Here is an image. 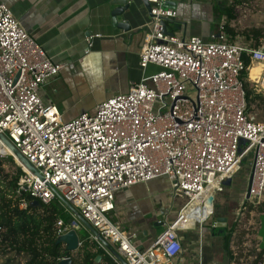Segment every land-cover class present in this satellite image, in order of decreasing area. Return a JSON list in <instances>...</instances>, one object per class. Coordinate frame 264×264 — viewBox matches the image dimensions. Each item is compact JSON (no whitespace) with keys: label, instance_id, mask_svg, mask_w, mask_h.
Returning <instances> with one entry per match:
<instances>
[{"label":"built area","instance_id":"built-area-1","mask_svg":"<svg viewBox=\"0 0 264 264\" xmlns=\"http://www.w3.org/2000/svg\"><path fill=\"white\" fill-rule=\"evenodd\" d=\"M146 1L150 19L139 65L158 70L68 121L41 94L63 66L52 62L11 9L0 4V133L40 175L17 162L23 172L18 194L49 204L59 193L126 264H184L180 233L197 230L196 264H202L203 226L214 197L250 152L253 179L249 198L240 206L264 203V121L249 114L244 88L252 82L254 92L264 96V46L231 42L225 23L207 40L170 35L168 23L178 21V9L170 0ZM254 64L261 71L252 79ZM240 141L246 145L241 147ZM0 146L8 151L1 141ZM157 179L167 180L174 195L186 202L176 219L142 248L135 235L108 215L116 209L117 193ZM27 206L26 201L19 205ZM56 225L58 237L73 230L62 219ZM215 228L211 223L210 229ZM254 251L253 264H264V247L257 242Z\"/></svg>","mask_w":264,"mask_h":264},{"label":"crops","instance_id":"crops-1","mask_svg":"<svg viewBox=\"0 0 264 264\" xmlns=\"http://www.w3.org/2000/svg\"><path fill=\"white\" fill-rule=\"evenodd\" d=\"M118 1L120 0H0V4L11 9L20 25L44 49L51 61L63 66L59 75L42 87L41 94L47 103H53L59 108L65 121L94 110L99 102L126 92L132 83H138L144 75L158 70L152 65L143 70L139 65L146 24L150 19L148 11L140 0H130L129 12L113 17V10L120 7ZM169 2L178 9L179 19L171 23L180 27L181 37L198 36L207 40L209 34L216 29L215 24L209 29L204 28L200 21L210 14L207 5H201L195 0ZM246 2L240 7L246 5ZM230 27L234 28L233 25ZM90 37L91 47L88 41ZM236 39L241 41L238 36ZM50 84H55V87L52 92H46L45 88ZM101 84L105 85L107 92L99 100L83 101ZM72 100L78 102L72 104ZM163 188L166 192H172L167 180L157 179L147 184L135 185L116 195V209L112 213L113 217L118 218L115 224L123 231L135 235L136 243L142 248L149 247L164 231L157 233V226L165 229L166 224L176 219L184 205L174 215L172 211L177 207L175 200L185 198L175 196L174 193L170 197L162 191ZM227 212L226 208L221 207L216 216L227 219L225 227L235 221L238 211L231 219ZM186 232L190 235L189 240L180 236L183 248L181 259L184 264H196V242L199 235L197 230ZM224 252L218 259L210 261L204 257L203 245L202 264H237L236 254L233 255L232 252L230 258Z\"/></svg>","mask_w":264,"mask_h":264},{"label":"trees","instance_id":"trees-1","mask_svg":"<svg viewBox=\"0 0 264 264\" xmlns=\"http://www.w3.org/2000/svg\"><path fill=\"white\" fill-rule=\"evenodd\" d=\"M246 1L233 0L230 6L224 8L229 22L237 18L236 8ZM226 30L231 41H235L239 33L228 25ZM241 33L249 45H259L262 36L260 31L250 29ZM246 65H249L248 59ZM244 77H247L246 72ZM244 88L249 109L252 102L264 103V96L256 94L250 83L245 82ZM9 157L14 162V158ZM3 163L0 158V254L7 256L6 264H58L63 258H71L72 264H96L97 256L102 257L98 264H117L85 228H81V233L78 234L80 246L76 252H69L63 243H57V221L62 219L66 227L74 223L73 218L65 214L59 200L41 204L40 208L30 207V196L17 193L19 177L23 173L21 167H15L12 173H7L4 172ZM23 201L28 203L26 209L19 207ZM259 210L264 213V203ZM236 225L234 221L225 228L213 229L214 234L218 233L222 237V247L230 258V244Z\"/></svg>","mask_w":264,"mask_h":264},{"label":"rangeland","instance_id":"rangeland-1","mask_svg":"<svg viewBox=\"0 0 264 264\" xmlns=\"http://www.w3.org/2000/svg\"><path fill=\"white\" fill-rule=\"evenodd\" d=\"M185 1L190 2V0ZM195 1L201 5H207V9L210 10L209 15H205L202 19H200L204 28L209 29V27L213 26L214 24L220 25L222 23H225L228 26L233 25V29L239 33L238 37L241 39V41L244 42L246 41L244 40L243 34L241 32L250 29L258 30L260 31V34H262L259 40L260 45L264 46V0H247L246 5H244L243 7L239 6L238 8H236L235 11L237 14V18L235 20H231L230 22L224 8L230 6L233 3V0ZM168 31L174 33L177 36H180V34L182 33L180 27L175 23H168ZM253 67L257 68L259 67V65L254 64ZM255 77V75L251 76L252 79H254ZM52 80L53 79H51L50 82H52ZM250 85L252 86L254 84H252L251 82ZM54 87L55 84H50L46 86L45 91L52 92ZM105 92H107L106 87L105 85L101 84L97 86L96 90L93 91V93H90L89 97L85 98L83 101L91 100L92 102H94L95 100H99ZM188 94H190L194 98V91L192 89L188 90ZM76 102L78 101L72 100V104ZM248 111L255 121H264V103L252 102ZM245 145L246 142L240 141L241 147H244ZM6 152L9 151L0 146V154H5ZM9 156H0V158L4 161V172L12 173L15 170V167L21 166L15 160L13 162ZM253 157L254 153L250 152L242 159L241 164L238 166L237 173L234 174L232 178L224 182L222 193H217L214 197V203L211 210V217L206 223V225L203 226V234L205 239V259H208L210 261L216 260L222 254V251L224 252L221 241L222 237L218 233L214 235L210 230V224L213 222V220L217 218L216 216L219 215L218 210L221 207L226 208V210L228 211L227 214L229 215V219L234 217V214L237 211H239L240 214L239 219L235 218V222L237 225L230 244L233 255L236 254L237 256V264H252V259L255 255L254 248L256 243L259 242V245L261 247H264V213L260 212V206L252 208L247 206L246 209H242V207L240 206V200L245 198L249 187V179L252 170ZM162 191L167 193V195H169L170 197L171 195H173V191L166 192L164 188L162 189ZM175 202V206H177L178 208L176 207L172 211L174 215L178 213V210L185 203V200L183 198H177ZM108 218L114 224L118 222V218L113 217L112 213L108 215ZM73 222H75L76 224H72V228L76 229L78 234L80 235L81 230L83 229L82 225L74 219ZM163 230L164 227L162 226H157L156 228L157 233H161ZM218 232L220 233L221 231ZM180 236L185 237V240H189L188 238L190 237L189 233L187 232L180 233ZM6 261L7 256H3L2 254H0V264H6Z\"/></svg>","mask_w":264,"mask_h":264},{"label":"water","instance_id":"water-1","mask_svg":"<svg viewBox=\"0 0 264 264\" xmlns=\"http://www.w3.org/2000/svg\"><path fill=\"white\" fill-rule=\"evenodd\" d=\"M140 1L142 2L146 10L149 11L150 5L147 3V1L146 0H140ZM117 4L120 7H117L116 9L113 10L112 12L113 17L121 15L125 12H129L130 0H120L118 1ZM168 34L173 35L172 33H168ZM0 141L8 149L10 155L14 158L16 162H19V164H22L30 172L40 177L37 170L19 153V151L12 145V143L1 133H0ZM252 179H253V169L251 170L250 173L249 187L245 196L246 198H249V188L251 186ZM56 197L58 198L59 201H61V203L66 208H68L73 214L76 215L77 218L76 221H78L83 228L87 229L96 241L101 243L106 249H108L111 253H113L121 264H126V262L119 255L115 253L113 248L98 234V232L85 219H83V217L80 216L77 213V211L67 201H65V199L57 192H56ZM29 206L32 208H40L41 203L37 200H32L30 201ZM226 222L227 219L223 217H218L215 220V223L217 224V228H225ZM57 243H63L66 246V250L69 252L77 251L80 246L77 230L73 229L67 234L58 237ZM101 258H102L101 256H97L95 259V263L98 264L101 261ZM58 264H72V259L63 258L62 260L59 261Z\"/></svg>","mask_w":264,"mask_h":264},{"label":"bare ground","instance_id":"bare-ground-1","mask_svg":"<svg viewBox=\"0 0 264 264\" xmlns=\"http://www.w3.org/2000/svg\"><path fill=\"white\" fill-rule=\"evenodd\" d=\"M260 71H261V68L260 67H257V68H253L252 70H251V74H250V77L251 76H253V75H258L259 73H260Z\"/></svg>","mask_w":264,"mask_h":264},{"label":"clouds","instance_id":"clouds-1","mask_svg":"<svg viewBox=\"0 0 264 264\" xmlns=\"http://www.w3.org/2000/svg\"><path fill=\"white\" fill-rule=\"evenodd\" d=\"M76 230V229H75Z\"/></svg>","mask_w":264,"mask_h":264}]
</instances>
